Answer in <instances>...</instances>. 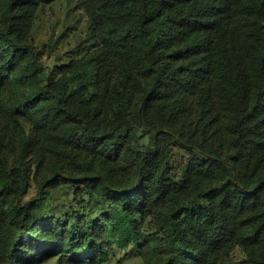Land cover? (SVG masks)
<instances>
[{"label":"trees","instance_id":"trees-1","mask_svg":"<svg viewBox=\"0 0 264 264\" xmlns=\"http://www.w3.org/2000/svg\"><path fill=\"white\" fill-rule=\"evenodd\" d=\"M57 1L0 0V264H264V0H77L47 63Z\"/></svg>","mask_w":264,"mask_h":264},{"label":"rangeland","instance_id":"rangeland-1","mask_svg":"<svg viewBox=\"0 0 264 264\" xmlns=\"http://www.w3.org/2000/svg\"><path fill=\"white\" fill-rule=\"evenodd\" d=\"M87 16L84 11L77 5V0H58L52 5L45 6L39 14L33 32L34 44L38 48H45L44 59L47 58V48H54L53 58L57 54L66 53L70 50L75 42L85 37L86 34ZM52 62V59L47 58V63ZM186 154L182 151L175 150L172 163L175 173H181ZM35 195V190H32L29 197ZM231 258L238 262H242L245 258L244 253L237 249ZM56 260H51L45 264H56ZM105 264H144L139 258L137 251L131 249L125 251L116 247V251L112 256L111 261Z\"/></svg>","mask_w":264,"mask_h":264}]
</instances>
